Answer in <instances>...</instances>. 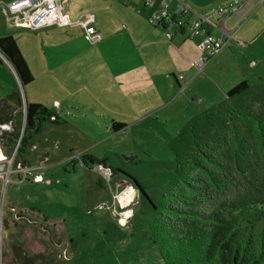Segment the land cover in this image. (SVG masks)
<instances>
[{
  "label": "rangeland",
  "instance_id": "374dc122",
  "mask_svg": "<svg viewBox=\"0 0 264 264\" xmlns=\"http://www.w3.org/2000/svg\"><path fill=\"white\" fill-rule=\"evenodd\" d=\"M11 1L0 0V5ZM126 2L131 0H107V9L110 4L114 6L108 17L117 18L122 24L129 13ZM96 4V0L70 3V9L75 11L83 7L74 19L80 22L91 13L90 5L95 10L98 8ZM138 10L143 12L141 8ZM5 19L6 14L0 8V37L7 33L3 31ZM95 26L79 23L78 28L85 32L83 40L78 38L71 43L61 38L60 41L72 48L97 47ZM185 28L184 39L179 35L177 24L169 28L175 36L173 41L166 32L162 33L164 52L156 61L159 66L155 72L138 67L121 69L114 75L106 64L109 60L104 54L98 57L96 51L79 54L74 62L69 61L64 68L55 70L57 75L46 77L39 70L34 71V82L26 87L28 101L33 88L43 102L51 98L48 92L54 91L53 100L57 97L64 106L63 120L44 122L43 130L34 135L33 141L39 148L30 147L25 154L32 168L29 179H24V174L15 168L6 185L4 176H0L4 264H19L14 244L23 246L30 256H38L37 264H166L150 235L155 209L136 180L161 205L176 173L171 142L189 119L206 109L229 103L228 92L232 88L225 92L223 87H228L236 69L243 76L241 79L247 76L252 84H264V50L255 52L253 47L242 49L238 60L231 59L213 71L205 69L199 73L191 62L194 53L197 58L201 55L202 39L192 35L190 25L186 24ZM21 29L26 32L16 39L19 47L25 54L31 50L33 55H41L50 42L47 35L43 38L48 31ZM0 58L3 60L1 55ZM33 65L37 67L36 63ZM181 72L186 75L184 79ZM174 74L185 87L184 91L178 90ZM9 77L10 71L0 63V78L8 80ZM56 79L65 82L63 90L59 91ZM47 85L54 88L45 92ZM105 89L107 94L103 92ZM110 97L117 103L107 102ZM53 100L52 104H45L53 106ZM252 108L257 113L264 111L259 101ZM114 121L123 122L126 127L116 130ZM89 154L113 169L111 182L91 161L87 159L89 165L83 163ZM8 157L0 149V162ZM128 184L130 189H136L137 195L130 204L131 218L124 226L118 211H122L128 199L118 203L116 195L128 189Z\"/></svg>",
  "mask_w": 264,
  "mask_h": 264
},
{
  "label": "trees",
  "instance_id": "16d2710c",
  "mask_svg": "<svg viewBox=\"0 0 264 264\" xmlns=\"http://www.w3.org/2000/svg\"><path fill=\"white\" fill-rule=\"evenodd\" d=\"M0 52L25 88L34 81L13 36L0 37ZM228 96L229 103L189 119L171 142L176 173L161 205L136 180L155 209L150 235L166 264H264V111L252 108L256 101L264 105V84L241 79ZM59 121L43 104L28 101L25 109L21 90L12 91L0 99V124L12 122L0 136V149L9 155L17 150L15 162L26 165L34 135L44 122ZM87 159L99 164L88 155L85 165ZM13 251L19 264H37L38 256L23 246L14 244Z\"/></svg>",
  "mask_w": 264,
  "mask_h": 264
},
{
  "label": "crops",
  "instance_id": "0c3cea01",
  "mask_svg": "<svg viewBox=\"0 0 264 264\" xmlns=\"http://www.w3.org/2000/svg\"><path fill=\"white\" fill-rule=\"evenodd\" d=\"M74 1L76 0H68L65 10V12L68 14L72 22L71 25H67V26L51 25L37 29V31L39 32L43 30L48 31L46 32L47 34H45V36L43 35V38L48 36L47 38H49L50 40V42L45 45L43 49V53L41 55L39 56L33 55V53H31V50L29 51L28 54H25V52L20 48L33 74L34 71L37 69L39 70V72H42V74H44L46 77H50L53 74L57 75L55 73V70H57L58 68L60 69L64 68L65 65L69 63V61L74 62L76 56H78L79 54L81 55H84L86 53L90 54L91 51H96L95 53L97 54L98 57H101V55L103 54L106 56V58L109 60L108 63H106L104 59H100L99 61H103L107 65H110V68L112 69V71H114L113 72L114 75H117L118 72H121V69H127L128 71L138 67L145 68V70L150 69V71L155 72L154 70L159 66L156 61L160 57L159 55H161L164 52V47H163L164 41L162 39L164 38L162 34L164 33V30L161 27H157L154 25L151 26L149 23V18L154 12L159 11L161 9V2L163 0H151V3L149 5L146 4V0H143L142 2L140 0H131V3L126 2L127 5L126 7H128L127 10L129 11V13H126V15L128 16L126 19L124 18L122 24L117 22V18L108 17L109 14L113 12L114 6L113 4H110L111 7L107 9L106 7L107 4H105L107 0L104 1L96 0L97 2L96 5L98 6V8L95 10L93 7L94 5H90L91 13H89L84 18L82 17L83 21L81 19V21L78 22L77 20L78 18L74 19V16H77L78 12L83 7H79L77 11H75V9H70V3ZM185 1L190 6H192L196 11L200 13H206L214 8H217L223 4L230 2L231 0H185ZM143 3L144 5L142 6ZM171 6L174 7V3H171ZM0 8H3L6 14L3 31L5 32L7 31V33L5 34L4 32L5 34L4 36L11 35L15 39H18L20 33L22 34L26 31H24V29H21V27L18 28L10 24L7 18V13L5 8L2 5H0ZM139 8L143 9V12H138ZM91 15L94 16L93 21L88 23L87 21L90 20V17L88 16ZM108 18L111 20L112 24L107 23L110 22ZM118 18L121 20L120 16ZM79 23H82L85 26H88V24L96 25L95 26L97 29L96 33L98 32L96 34L97 35L96 37L98 39L97 47H88V48L79 49V47L76 46L75 48H72L69 47L70 44L65 42L67 40L68 42L70 41L72 43L73 40L76 41L78 38L83 40L82 37H85V32L83 31L84 29L78 28ZM158 28L161 29L162 31L161 33L159 32ZM179 32H180L179 35L184 39L186 35V28L185 27L183 28V32L179 28ZM200 37L201 39L203 38L202 36ZM61 38L64 39L65 41H60ZM174 38L175 36L171 41H173ZM53 40H55L57 43L53 42ZM63 42H65L64 45H62ZM248 47L249 48L253 47V51L255 52H261L262 50H264V2L256 6L253 15L250 17V19H248L245 22V24L241 27V29L236 33L235 39L230 44V46L225 47L209 63L206 70L213 71L219 68L221 65L224 66L225 63L227 61H230L231 59L238 60L237 57H239L240 51H242V49L247 50L249 49ZM0 55L3 58V60L0 58L1 66L5 67L6 69H8V71H10V77L8 80L0 78V86H2V89L0 90V99H1L10 92L15 90H21V88L19 87L20 80L14 71L15 70L14 67L8 62L6 57L1 52ZM196 59L197 57L196 54L194 53V57L191 62L192 65L195 64ZM34 63L37 64V67L33 65ZM15 75L19 80L18 83L16 81V78L14 77ZM174 76L176 78V84L178 86V90H180L181 86L183 85L180 82L179 77L176 76L175 74ZM181 77L184 79L186 77L185 73L181 72ZM232 77L233 78L228 83V87L227 85L223 87L225 92H227L229 88H233L236 85V83L239 80H241V78H243V76L239 73V71H237V69L233 71ZM245 78L250 80L247 76H245ZM34 79H35V75H34ZM57 83H58L57 87L59 91L65 88L66 84L63 80H57ZM51 88L54 87L47 85L45 88V92L48 89H50L51 91ZM103 92L107 94L106 89ZM54 93H55L54 91L48 92V95L50 94L49 96L51 98L46 99L47 101L43 102L41 101V99H39L38 91L34 90L33 88L29 93L30 94L29 102L43 104L45 106L52 108L55 112L59 114L60 122H61L63 120L62 111L64 109L63 108L64 106L62 101L57 97H55L53 100ZM51 100H53V106L45 104V103L52 104ZM99 100H101V98ZM106 100L110 104L117 103L115 98L110 97ZM56 102L60 104L58 108L55 107ZM114 122H119V121H114ZM34 145L37 146L36 144ZM89 155L93 156L92 154ZM93 157L95 158V156ZM98 162L106 164L105 161H98ZM26 166L31 168V164L29 161L26 164ZM120 183L122 184L123 182ZM134 190L137 193L136 189ZM130 192L132 194H135V192L133 193L132 189H130Z\"/></svg>",
  "mask_w": 264,
  "mask_h": 264
},
{
  "label": "built area",
  "instance_id": "2783aa9c",
  "mask_svg": "<svg viewBox=\"0 0 264 264\" xmlns=\"http://www.w3.org/2000/svg\"><path fill=\"white\" fill-rule=\"evenodd\" d=\"M171 2L174 3V8L170 11ZM264 0H231L217 8H214L206 13H200L190 6L185 0H163L161 2V9L154 12L150 17V23L158 25L164 23L167 28L165 30L167 37L171 40L174 35L169 31V28L177 24L183 32L186 24L191 26L192 35L202 36L199 43L201 55L196 59L195 65L198 72L205 71L209 63L235 39L236 33L241 29L245 22L250 19L254 13L257 5L262 4ZM68 0H12L10 3H3L7 18L10 24L15 27H28L33 30L44 28L51 25L67 26L72 22L65 12ZM151 0H147L146 4L149 5ZM92 22L94 16H88ZM232 22V23H231ZM217 33V35L214 34ZM92 39V37L90 36ZM94 41H98L97 37ZM185 87L181 86L180 91H184ZM59 103H55V107H59ZM12 122L0 124V136L6 130H11ZM37 149V146H33ZM17 150L9 155L7 160L0 162V176H4L5 185L9 182V176L15 170L18 173L24 174V179L31 177L32 169L22 163H16L15 157ZM98 169L103 171V176L111 182L114 173L113 170L99 163L96 165ZM40 177V176H38ZM121 192L118 197V203L122 199H128L125 206L118 211L121 215V224L127 226L128 220L131 218L132 209L130 204L135 200L137 193L133 189L132 194L130 187ZM3 205V201H2ZM4 233L1 229L0 232V264L3 263V245Z\"/></svg>",
  "mask_w": 264,
  "mask_h": 264
},
{
  "label": "water",
  "instance_id": "95a60500",
  "mask_svg": "<svg viewBox=\"0 0 264 264\" xmlns=\"http://www.w3.org/2000/svg\"><path fill=\"white\" fill-rule=\"evenodd\" d=\"M4 55V54H3ZM7 59V58H6ZM8 60V59H7ZM8 62L10 63V61L8 60ZM11 64V63H10ZM15 71V70H14ZM16 73V71H15ZM17 75V73H16ZM18 76V75H17ZM20 84H21V92L23 94V100H24V107L26 109L27 107V102H28V98H27V94H26V88L22 85L21 81H20Z\"/></svg>",
  "mask_w": 264,
  "mask_h": 264
}]
</instances>
